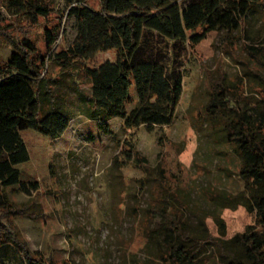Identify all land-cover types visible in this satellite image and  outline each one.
Listing matches in <instances>:
<instances>
[{
    "label": "trees",
    "instance_id": "obj_1",
    "mask_svg": "<svg viewBox=\"0 0 264 264\" xmlns=\"http://www.w3.org/2000/svg\"><path fill=\"white\" fill-rule=\"evenodd\" d=\"M90 1L0 0V38L13 48L0 60V264H58L21 237L14 217L25 211L4 194L16 186L30 197L39 189L36 182L19 180L17 167L29 160L20 132L34 130L58 139L75 116L96 122L108 134V121L114 118L121 120L123 131L170 126L182 96L189 47L212 32H238L257 8H264V0H96L97 8ZM51 16L57 21L42 31V54L30 32ZM71 20L74 36L64 47L65 25ZM18 29L22 37L16 39L13 32ZM245 49L259 62L257 47ZM111 50L116 51L115 62L86 65ZM49 64L57 67L56 75L45 69ZM218 88L207 112L212 122L222 121L220 136L232 144L243 189L235 196L215 198L225 200L228 208H244L253 223L224 238L219 218L218 237H188L178 210L166 202L140 207L150 264H264V100L251 108L252 115L224 85ZM128 147L122 164L143 166L146 159Z\"/></svg>",
    "mask_w": 264,
    "mask_h": 264
},
{
    "label": "rangeland",
    "instance_id": "obj_2",
    "mask_svg": "<svg viewBox=\"0 0 264 264\" xmlns=\"http://www.w3.org/2000/svg\"><path fill=\"white\" fill-rule=\"evenodd\" d=\"M89 4L98 7L96 0ZM56 21L51 16L31 29L30 37L42 54V31ZM65 26L64 47L74 36L73 21ZM13 36L22 37L20 30ZM252 45L260 51L259 62L246 52L245 46ZM12 50L0 38V60ZM188 52L182 96L170 126L123 131L121 120L114 118L108 121V134L96 122L75 116L58 139L34 130L20 132L29 160L17 167L19 180L36 182L39 189L30 197L16 186L4 194L24 209L14 223L32 250L58 264H150L143 248L145 212L140 209L161 201L178 210L188 237H218L219 218L224 238L253 223L244 208H228L225 200L215 198L238 195L243 183L236 175L238 158L232 144L220 136L222 121L212 122L207 106L218 84L252 115L251 108L264 100V8H257L238 32L209 33ZM106 61L115 62L116 51L98 53L86 65L97 68ZM46 68L57 74L54 65ZM78 77L83 81L81 71ZM130 94L135 98L133 86ZM68 101L73 104L74 96ZM129 144L146 159L143 166L122 164Z\"/></svg>",
    "mask_w": 264,
    "mask_h": 264
}]
</instances>
